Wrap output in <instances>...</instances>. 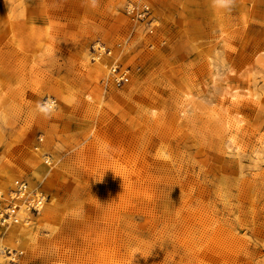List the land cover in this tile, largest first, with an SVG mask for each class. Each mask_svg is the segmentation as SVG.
<instances>
[{"label": "rangeland", "instance_id": "1", "mask_svg": "<svg viewBox=\"0 0 264 264\" xmlns=\"http://www.w3.org/2000/svg\"><path fill=\"white\" fill-rule=\"evenodd\" d=\"M0 55V264H264V0H0Z\"/></svg>", "mask_w": 264, "mask_h": 264}, {"label": "built area", "instance_id": "2", "mask_svg": "<svg viewBox=\"0 0 264 264\" xmlns=\"http://www.w3.org/2000/svg\"><path fill=\"white\" fill-rule=\"evenodd\" d=\"M114 73L116 76L114 78V80L118 86H123L129 82V77H128V74L126 71H122V70L117 71V68H115ZM25 189H26V186L22 185L20 187L19 193L25 192ZM42 205H43V200H42V198H39L36 200L35 199L30 200L29 203L27 204V207H28V209L30 208L32 210L39 212ZM18 209H19V207L17 205H12L11 208L7 210L8 211L7 212L8 218H10V219L12 218L11 220L14 221V219H16L15 215H16ZM0 216H1V214H0ZM2 220L7 221L6 218H2Z\"/></svg>", "mask_w": 264, "mask_h": 264}, {"label": "bare ground", "instance_id": "3", "mask_svg": "<svg viewBox=\"0 0 264 264\" xmlns=\"http://www.w3.org/2000/svg\"><path fill=\"white\" fill-rule=\"evenodd\" d=\"M27 11H28V9H26ZM18 25V24H17ZM19 26H21V25H19ZM24 32V31H23ZM22 35V34H21ZM1 56V55H0ZM3 57V56H2ZM1 57V58H2ZM4 59H5V57H3ZM5 61V60H4ZM6 62V61H5ZM3 63V62H2ZM2 65V64H1ZM1 65H0V67H1ZM3 66V65H2ZM3 69V68H2ZM46 200V199H45ZM46 204L47 205H50L51 204V201H49V202H46ZM13 223H17V222H19V220L16 218V219H14V221H12Z\"/></svg>", "mask_w": 264, "mask_h": 264}, {"label": "clouds", "instance_id": "4", "mask_svg": "<svg viewBox=\"0 0 264 264\" xmlns=\"http://www.w3.org/2000/svg\"><path fill=\"white\" fill-rule=\"evenodd\" d=\"M224 2L226 3V2H227V0H224Z\"/></svg>", "mask_w": 264, "mask_h": 264}]
</instances>
